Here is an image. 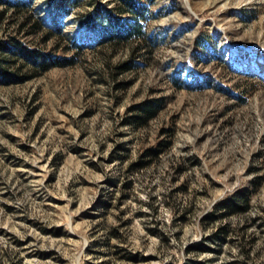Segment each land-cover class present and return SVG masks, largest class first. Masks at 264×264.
Instances as JSON below:
<instances>
[{
    "label": "rangeland",
    "instance_id": "374dc122",
    "mask_svg": "<svg viewBox=\"0 0 264 264\" xmlns=\"http://www.w3.org/2000/svg\"><path fill=\"white\" fill-rule=\"evenodd\" d=\"M58 1L30 0L33 34L0 4V39L75 57L0 83V264H264V0H140L146 48L101 43L117 0ZM238 191L246 210L208 219Z\"/></svg>",
    "mask_w": 264,
    "mask_h": 264
},
{
    "label": "trees",
    "instance_id": "16d2710c",
    "mask_svg": "<svg viewBox=\"0 0 264 264\" xmlns=\"http://www.w3.org/2000/svg\"><path fill=\"white\" fill-rule=\"evenodd\" d=\"M67 0H59L58 8H62L68 3ZM140 0H117L115 10L119 16L126 15L130 19H119L113 13H106L98 17L102 22L100 41L111 46L119 45L121 42L138 40L144 42L142 48L148 47L152 39L147 37L143 30V22L147 16L145 7L139 2ZM75 2V1H74ZM5 3L12 6L15 13L22 17L20 27L27 30L28 34L39 31L40 20L32 13H29L30 0H0V4ZM74 6V3L71 7ZM68 10H66L67 12ZM52 31L46 34L45 40L54 37L58 41L61 37L60 23L53 19ZM74 48L79 49L81 45L76 41L71 43ZM75 57H66L65 55L56 54L55 51H46L39 46H32L19 37L9 36L6 39H0V83L12 84L20 83L32 77L38 76L55 67H65L73 64ZM129 63H122L117 67L120 71L130 68ZM162 100H145L131 107V114L126 117L125 122L134 128H140L154 118L161 109ZM169 142L160 141L155 147H150L144 151L139 162L140 166L146 165L149 159L156 158L158 154L166 147ZM136 164H132L133 166ZM248 194L246 192H237L232 197H227L218 201L214 205V210L208 214V219H220L224 216L246 210L248 207ZM228 233L227 225L219 226L213 233V241L219 242L224 239ZM200 244H193L189 249H196Z\"/></svg>",
    "mask_w": 264,
    "mask_h": 264
}]
</instances>
